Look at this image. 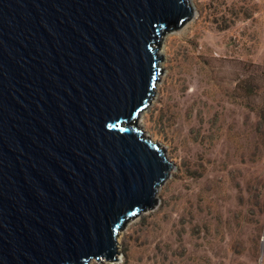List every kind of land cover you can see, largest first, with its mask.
Instances as JSON below:
<instances>
[{"label":"water","instance_id":"1","mask_svg":"<svg viewBox=\"0 0 264 264\" xmlns=\"http://www.w3.org/2000/svg\"><path fill=\"white\" fill-rule=\"evenodd\" d=\"M189 0H0V264L117 260L173 163L138 116Z\"/></svg>","mask_w":264,"mask_h":264},{"label":"rangeland","instance_id":"2","mask_svg":"<svg viewBox=\"0 0 264 264\" xmlns=\"http://www.w3.org/2000/svg\"><path fill=\"white\" fill-rule=\"evenodd\" d=\"M189 2L136 122L173 168L118 233L117 260L89 264H264V0ZM225 144L232 161L208 182L205 152Z\"/></svg>","mask_w":264,"mask_h":264},{"label":"bare ground","instance_id":"3","mask_svg":"<svg viewBox=\"0 0 264 264\" xmlns=\"http://www.w3.org/2000/svg\"><path fill=\"white\" fill-rule=\"evenodd\" d=\"M158 54L159 55L161 54L160 50L158 51ZM226 125H227V127H229L228 124H226ZM235 133L239 135L242 133V131L239 130ZM229 150H230L229 144H225L223 149L220 150L222 154H214L213 148L206 150V152H205V168H206L207 172L213 173V175H211V177L208 179V182L212 183V182L216 181V178L219 176L218 170L220 169V167L223 164L231 163L232 159H230V157L228 156Z\"/></svg>","mask_w":264,"mask_h":264},{"label":"trees","instance_id":"4","mask_svg":"<svg viewBox=\"0 0 264 264\" xmlns=\"http://www.w3.org/2000/svg\"><path fill=\"white\" fill-rule=\"evenodd\" d=\"M245 170H246V169H245ZM245 170H244V171H245ZM249 178H252V176L250 175Z\"/></svg>","mask_w":264,"mask_h":264}]
</instances>
